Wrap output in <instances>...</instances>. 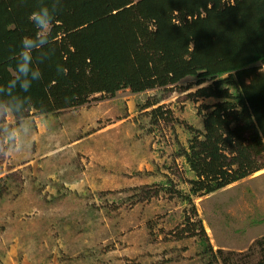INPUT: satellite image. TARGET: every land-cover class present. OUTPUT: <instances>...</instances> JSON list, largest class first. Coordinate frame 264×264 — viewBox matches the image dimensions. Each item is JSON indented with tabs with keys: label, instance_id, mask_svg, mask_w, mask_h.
I'll use <instances>...</instances> for the list:
<instances>
[{
	"label": "rangeland",
	"instance_id": "rangeland-1",
	"mask_svg": "<svg viewBox=\"0 0 264 264\" xmlns=\"http://www.w3.org/2000/svg\"><path fill=\"white\" fill-rule=\"evenodd\" d=\"M234 1L0 0V264H264V168L189 204L182 156L217 103L199 90L256 59L264 40L141 43L20 86L12 68L24 37H128ZM43 7L52 24L37 30L29 17ZM83 15L89 28L65 33Z\"/></svg>",
	"mask_w": 264,
	"mask_h": 264
},
{
	"label": "trees",
	"instance_id": "trees-1",
	"mask_svg": "<svg viewBox=\"0 0 264 264\" xmlns=\"http://www.w3.org/2000/svg\"><path fill=\"white\" fill-rule=\"evenodd\" d=\"M94 18L92 15L79 17L65 28V33L89 28ZM240 32L253 33L258 40H264V0H235L204 16L173 24L167 30L146 31L128 37L92 34L89 30L87 37L62 43L55 34L33 51L32 68L38 74L54 77L56 73L74 71L86 64L100 66L113 53L141 43L152 46L185 37L218 40ZM257 54L256 59L248 60L227 77L199 90L203 98L216 99L217 103L202 115L201 138L192 139L188 150L182 154L194 175L184 202L193 204L192 196L213 193L264 168V161H261L264 159V50ZM257 59L263 60V67L253 65ZM18 60L19 57L14 59L12 68L20 86L23 81L34 78L31 75L26 78L17 71ZM214 78L212 75L199 79L196 85ZM13 109L17 116L21 115L19 110ZM46 110L49 111L42 112L49 113L52 109ZM2 191L0 187V198ZM192 211L196 215L194 207ZM199 229L204 232L202 226ZM258 244L264 245V239Z\"/></svg>",
	"mask_w": 264,
	"mask_h": 264
},
{
	"label": "clouds",
	"instance_id": "clouds-1",
	"mask_svg": "<svg viewBox=\"0 0 264 264\" xmlns=\"http://www.w3.org/2000/svg\"><path fill=\"white\" fill-rule=\"evenodd\" d=\"M29 19L33 22L37 30L47 29L50 24H52V18L48 15L47 7H43L37 11H34ZM46 38L39 37L35 35L34 37H24L22 39V48L19 53V60L17 63V71L21 73L24 77L37 78L38 73L32 68V53L37 49L42 43H46ZM27 84V80L25 81Z\"/></svg>",
	"mask_w": 264,
	"mask_h": 264
}]
</instances>
